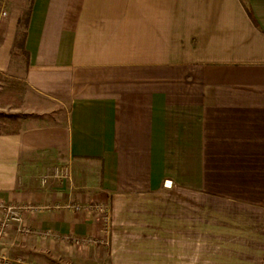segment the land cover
<instances>
[{
	"label": "crops",
	"instance_id": "1",
	"mask_svg": "<svg viewBox=\"0 0 264 264\" xmlns=\"http://www.w3.org/2000/svg\"><path fill=\"white\" fill-rule=\"evenodd\" d=\"M15 1L0 201L81 209L25 212L10 264H264V0Z\"/></svg>",
	"mask_w": 264,
	"mask_h": 264
},
{
	"label": "rangeland",
	"instance_id": "2",
	"mask_svg": "<svg viewBox=\"0 0 264 264\" xmlns=\"http://www.w3.org/2000/svg\"><path fill=\"white\" fill-rule=\"evenodd\" d=\"M17 4L18 3L15 0H0V40L3 35L2 25L9 18L11 8L16 6ZM27 5L28 3L26 5H22L23 9H26ZM14 61L16 62L17 66L22 67L24 58L14 57ZM34 99L28 97V94L26 93V89H24L22 85L20 86L10 80L8 81V79H4L0 77V132L2 133L7 130L14 129V124L10 125L9 122H7L10 121V119H16L17 117H21V116L22 117L28 116L29 113L32 112V109L35 108L34 105L32 104L33 102H31L34 101ZM51 111L52 109L51 107H49L46 113L49 114ZM45 121L48 123H54L55 121H61V120L48 116L47 118H45ZM7 124L8 126H6ZM39 176L41 177V175ZM30 234H20V235L28 236ZM7 236H8V231L6 233V236L4 238H1L0 241L5 239ZM1 252L3 253L1 255H3L8 260L7 263L10 264L11 258L4 251V248L0 246V253ZM2 261L3 260L0 259V264H3Z\"/></svg>",
	"mask_w": 264,
	"mask_h": 264
},
{
	"label": "built area",
	"instance_id": "3",
	"mask_svg": "<svg viewBox=\"0 0 264 264\" xmlns=\"http://www.w3.org/2000/svg\"><path fill=\"white\" fill-rule=\"evenodd\" d=\"M60 172V171H59ZM47 176H43L41 179L42 184H44L47 180ZM73 209L79 211L81 207L79 205H65V206H47V207H32V206H19V205H11L7 204L3 201H0V239L6 236L7 231L15 225L17 227V232L19 234H30L32 232L31 228L23 221V214L27 211H36V210H50V209ZM90 209L103 213L105 211V207L99 204H93ZM108 219L105 218V222L107 223ZM74 240V239H73ZM76 244L81 243L79 240H74ZM0 259H2L3 264H8L7 259L1 255Z\"/></svg>",
	"mask_w": 264,
	"mask_h": 264
},
{
	"label": "trees",
	"instance_id": "4",
	"mask_svg": "<svg viewBox=\"0 0 264 264\" xmlns=\"http://www.w3.org/2000/svg\"><path fill=\"white\" fill-rule=\"evenodd\" d=\"M27 13H28V11L26 12L25 15H27ZM25 19L23 18V19L19 20V22H18L19 32L17 33V37L15 39V43H14L15 48L16 47L17 48H22V46H23V41H24L25 34H24V31H22V29L24 30V27H25V23H26Z\"/></svg>",
	"mask_w": 264,
	"mask_h": 264
},
{
	"label": "water",
	"instance_id": "5",
	"mask_svg": "<svg viewBox=\"0 0 264 264\" xmlns=\"http://www.w3.org/2000/svg\"><path fill=\"white\" fill-rule=\"evenodd\" d=\"M170 185V183H167V186H169Z\"/></svg>",
	"mask_w": 264,
	"mask_h": 264
}]
</instances>
